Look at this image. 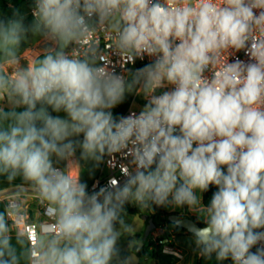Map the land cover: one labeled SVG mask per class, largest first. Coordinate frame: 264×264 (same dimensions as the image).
<instances>
[{
	"label": "clouds",
	"instance_id": "1",
	"mask_svg": "<svg viewBox=\"0 0 264 264\" xmlns=\"http://www.w3.org/2000/svg\"><path fill=\"white\" fill-rule=\"evenodd\" d=\"M31 14L0 17V176L45 212L21 228L13 196L0 264H138L140 240L119 247L129 203L186 207L197 223L172 226L199 256L264 264V0H32ZM132 93L146 103L115 115ZM116 154L123 181L89 192L82 173Z\"/></svg>",
	"mask_w": 264,
	"mask_h": 264
},
{
	"label": "rangeland",
	"instance_id": "2",
	"mask_svg": "<svg viewBox=\"0 0 264 264\" xmlns=\"http://www.w3.org/2000/svg\"><path fill=\"white\" fill-rule=\"evenodd\" d=\"M14 9H19L20 13L26 17L25 23L31 22L32 16L29 14V7L27 5L26 0H0V17H11ZM37 39L33 42L34 47L36 46ZM30 51H32V50L25 52L24 55L26 58H30ZM133 95H134V93H133ZM133 95H132V97H133ZM137 100H138V102H136L134 104L135 107H137V106L142 107L146 103L143 96ZM5 108L7 110L6 104H5ZM19 110H22V109H18V111ZM54 114L59 115L61 117H64L66 115L63 112H61V113H55L54 112ZM77 155H79V153H77ZM72 173L75 174V170H73ZM197 194L202 197V193L198 192ZM165 209L168 212H174V211L182 212L183 211L182 209H176L174 211L170 208H165ZM151 210L152 209L142 210L141 214L140 213L125 212L126 213L125 214V221L130 226L131 234L126 233L123 236H121V238L119 240V247L121 248V250L127 251L130 242H134L135 239H138L141 241V237L143 236V234L146 230L147 222H148L147 219L144 217V215L148 216L149 213L151 212ZM187 213H188V215L193 216V217H195V219H197V215L195 213H191L188 211H187ZM163 217H166V215H163ZM172 225L173 224L167 222L166 220H160L159 226L164 227V230L159 229L158 227L154 228V230L152 231V240L156 244H158L159 242H157V240L155 239V236H157L159 238L165 232L169 233L170 237H167L165 239V241H164L165 244L175 245V247L181 249L183 255L181 257H178V256L174 257L173 255H168V254L160 252L157 255L158 257H154L152 255V249H149L146 252V254L141 256L140 264H194L199 258H201V264H223L224 263V261H222V262L217 261L215 259L214 254H213L212 259H210V260L199 256L198 253L196 251H194L195 244L191 239V235L179 237L178 240H174L173 235L176 233H174V227Z\"/></svg>",
	"mask_w": 264,
	"mask_h": 264
},
{
	"label": "built area",
	"instance_id": "3",
	"mask_svg": "<svg viewBox=\"0 0 264 264\" xmlns=\"http://www.w3.org/2000/svg\"><path fill=\"white\" fill-rule=\"evenodd\" d=\"M27 5L29 7V14L32 16L31 14V5H32V0H26ZM97 40H102V41H107L109 39V36L103 33H98L96 36ZM40 41L38 39L37 44L35 47H39ZM101 47H104L103 44H101ZM78 51V50H77ZM241 56H243V54H240ZM115 59V57L113 58ZM149 62V59L147 57H145V59L143 61L141 60H137L136 64L133 66L131 64L127 65L128 68H140L142 66H144L145 64H147ZM117 70L119 71V65H117ZM7 71V69H6ZM141 95H136L134 93L130 105L126 108V110L121 114V115H128L129 112L131 110H135V111H139L141 106H137L135 107V103L138 102L137 99L141 98ZM111 159L110 157H106L105 158V162H102L100 164L99 167V171L97 172L96 176L91 180V182H89L88 184V191L92 192L93 189V185H96L95 190H99V187L105 186L108 181L112 178H116L118 181H123L124 177L120 171V164L124 163L127 164L128 160L121 157L119 154H116V158L114 161V166H110L107 161ZM73 174V173H72ZM75 175V174H73ZM16 193H20L21 195V200H22V216L21 218L17 221V223L19 224V226L21 228H27L29 230H31L33 233H35L36 228H37V224L40 223L43 219H44V212L45 210L39 205V203L37 202V200L35 199L33 193L26 187L23 188H19V189H13L7 192H4L2 194V198L6 204V210L8 207V203L9 201L12 200L13 196ZM17 218L13 215L11 217V220H16ZM11 222V221H10ZM159 229L164 230V227L162 226H158ZM155 239L157 240V242L162 243L164 242L163 240H159L157 236H155ZM255 249H253L254 251ZM163 251L173 254L174 256H178L181 257L182 251L181 249L175 247L174 245H169V244H165L164 242V247H163ZM223 264H232L231 260H226L224 261Z\"/></svg>",
	"mask_w": 264,
	"mask_h": 264
},
{
	"label": "trees",
	"instance_id": "4",
	"mask_svg": "<svg viewBox=\"0 0 264 264\" xmlns=\"http://www.w3.org/2000/svg\"><path fill=\"white\" fill-rule=\"evenodd\" d=\"M132 95H133V93L132 94H129L124 103H122L121 105H119L118 107H116V108L113 109V112H114L115 115H121L126 110V108L130 105V102H131V99H132ZM49 111L51 112V109H49ZM51 114L55 116L54 112H52ZM88 184L89 183H87V185ZM214 191H216V187L215 186H210L208 191L202 193V201H203L204 204H207L210 201V198H211V196H212V194H213ZM154 207H155V209L159 213H164L166 215V217H163V218L162 217H159L158 220L156 219L157 216L155 214L152 215L154 217L156 223H157V226L159 225V221L160 220H166L167 222L173 224V222L170 221L169 218H168V215L171 212L165 211L164 207H157V206H154ZM125 212H129V213H140L141 214L142 213V209H140L138 206H136L134 204L129 203V204H126L125 205ZM174 212H176V211H174ZM193 218H195V217H193ZM200 224H202V223H200ZM182 232H187L188 234H191L184 227L174 228V233L179 234V233H182ZM167 237H170V234L165 232L158 239L164 241ZM141 239H142V237H141ZM163 247H164V242L156 244L152 240V232H151L150 235L148 236L147 240L145 241L144 245L142 246L139 254L141 256H143L144 254H146V252L149 249H152V255L154 257H157V255L161 251H163ZM124 252H126V251L122 250V254ZM194 264H201V258H199Z\"/></svg>",
	"mask_w": 264,
	"mask_h": 264
},
{
	"label": "crops",
	"instance_id": "5",
	"mask_svg": "<svg viewBox=\"0 0 264 264\" xmlns=\"http://www.w3.org/2000/svg\"><path fill=\"white\" fill-rule=\"evenodd\" d=\"M37 41H38V39H37ZM98 171H99V168L96 169V170H94L91 175L87 171H84L82 173V179L84 181H86L87 183H89L96 176V174H97ZM20 183L21 182L19 180L13 181L12 183H9L8 180L5 177L0 176V212H5L6 211V204H5V202H4L3 198H2V194L4 192H7V191H10V190H13V189L23 188V187H17V185L20 184ZM24 187H26V186H24ZM187 235H191V234H188L187 232H182V233H179V234H174L173 235V239L174 240H178L179 237H183V236H187ZM124 251H126V250H124ZM161 252L162 253H165V254H168V255H173V254H170V253H167V252H163V251H161Z\"/></svg>",
	"mask_w": 264,
	"mask_h": 264
},
{
	"label": "water",
	"instance_id": "6",
	"mask_svg": "<svg viewBox=\"0 0 264 264\" xmlns=\"http://www.w3.org/2000/svg\"><path fill=\"white\" fill-rule=\"evenodd\" d=\"M183 216L184 220L186 221H189V222H192V223H197V220L195 218H193L192 216H189V215H180L179 213L177 212H171L169 215H168V218L170 221L173 222V219L174 218H177V217H181ZM144 217L147 219V227H146V230L142 236V239H141V245L143 246L145 241L147 240L148 236L150 235V233L154 230V228L157 227V223L154 219L153 216H147V215H144ZM199 226H203L202 224H199ZM141 246V248H142ZM140 252V251H139ZM138 253H136V255L138 256V264L140 263V259H141V255Z\"/></svg>",
	"mask_w": 264,
	"mask_h": 264
},
{
	"label": "flooded vegetation",
	"instance_id": "7",
	"mask_svg": "<svg viewBox=\"0 0 264 264\" xmlns=\"http://www.w3.org/2000/svg\"><path fill=\"white\" fill-rule=\"evenodd\" d=\"M164 209H165V207H164ZM182 210H183L182 212H179V211H176V212L179 213L180 215H188V213H187V208H186V207L183 208ZM165 211H167V210L165 209ZM167 212H168V211H167ZM153 214H155V215L157 216V217H156L157 220H158L159 217H163V215H165L164 213H159V212L155 209L154 206L152 207V210H151V212L149 213L148 217H149V216H152ZM189 216H190V215H189Z\"/></svg>",
	"mask_w": 264,
	"mask_h": 264
}]
</instances>
